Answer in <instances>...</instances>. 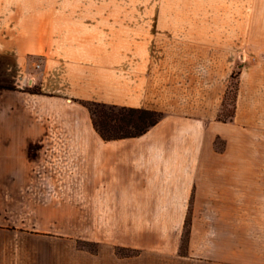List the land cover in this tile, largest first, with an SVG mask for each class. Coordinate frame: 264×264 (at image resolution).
<instances>
[{"label":"crops","instance_id":"1","mask_svg":"<svg viewBox=\"0 0 264 264\" xmlns=\"http://www.w3.org/2000/svg\"><path fill=\"white\" fill-rule=\"evenodd\" d=\"M263 124L264 0H0V264H264Z\"/></svg>","mask_w":264,"mask_h":264},{"label":"trees","instance_id":"2","mask_svg":"<svg viewBox=\"0 0 264 264\" xmlns=\"http://www.w3.org/2000/svg\"><path fill=\"white\" fill-rule=\"evenodd\" d=\"M82 104L88 108L94 128L104 139H120L141 135L162 117L160 111L145 108L117 106L94 101H82ZM220 117L227 119L223 117V114ZM189 223L190 218L188 216L183 235V252H185ZM120 254L122 253L120 252Z\"/></svg>","mask_w":264,"mask_h":264},{"label":"rangeland","instance_id":"3","mask_svg":"<svg viewBox=\"0 0 264 264\" xmlns=\"http://www.w3.org/2000/svg\"><path fill=\"white\" fill-rule=\"evenodd\" d=\"M236 89H237V81L235 78H233L231 88L226 96L225 109L221 111L223 117L227 118L233 110V104L236 96ZM254 134L257 135V138L255 137V141L251 140L252 133H249L250 139H249L248 148H249V152L254 151L255 155L257 156L256 159L255 157L253 158L249 156V163H264V124L258 131H255ZM251 159H254V161H251ZM120 252L122 254L132 253L130 250H125V249H121Z\"/></svg>","mask_w":264,"mask_h":264}]
</instances>
